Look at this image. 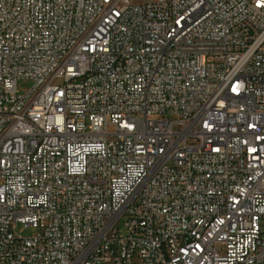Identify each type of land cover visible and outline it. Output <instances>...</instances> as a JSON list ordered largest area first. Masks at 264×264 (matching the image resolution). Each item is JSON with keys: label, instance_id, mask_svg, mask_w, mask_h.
<instances>
[{"label": "built area", "instance_id": "obj_1", "mask_svg": "<svg viewBox=\"0 0 264 264\" xmlns=\"http://www.w3.org/2000/svg\"><path fill=\"white\" fill-rule=\"evenodd\" d=\"M0 264H264V0H0Z\"/></svg>", "mask_w": 264, "mask_h": 264}, {"label": "rangeland", "instance_id": "obj_2", "mask_svg": "<svg viewBox=\"0 0 264 264\" xmlns=\"http://www.w3.org/2000/svg\"><path fill=\"white\" fill-rule=\"evenodd\" d=\"M32 86V82L30 80L21 79L18 81V90L21 93H25ZM110 131L113 130L112 127L109 128ZM15 233L17 235L31 236L35 233V229L29 226L17 225L15 228Z\"/></svg>", "mask_w": 264, "mask_h": 264}]
</instances>
